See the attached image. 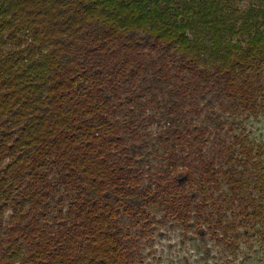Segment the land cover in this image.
Listing matches in <instances>:
<instances>
[{
  "label": "trees",
  "instance_id": "trees-1",
  "mask_svg": "<svg viewBox=\"0 0 264 264\" xmlns=\"http://www.w3.org/2000/svg\"><path fill=\"white\" fill-rule=\"evenodd\" d=\"M260 116L264 0H0V264L264 251Z\"/></svg>",
  "mask_w": 264,
  "mask_h": 264
},
{
  "label": "rangeland",
  "instance_id": "rangeland-1",
  "mask_svg": "<svg viewBox=\"0 0 264 264\" xmlns=\"http://www.w3.org/2000/svg\"><path fill=\"white\" fill-rule=\"evenodd\" d=\"M245 131L255 143H264V117L249 119ZM157 217H161L157 213ZM190 229L161 219L140 247L143 264H262L264 251L257 238L241 243L235 253L207 238L203 242Z\"/></svg>",
  "mask_w": 264,
  "mask_h": 264
},
{
  "label": "clouds",
  "instance_id": "clouds-1",
  "mask_svg": "<svg viewBox=\"0 0 264 264\" xmlns=\"http://www.w3.org/2000/svg\"><path fill=\"white\" fill-rule=\"evenodd\" d=\"M181 174H183V173H181Z\"/></svg>",
  "mask_w": 264,
  "mask_h": 264
}]
</instances>
